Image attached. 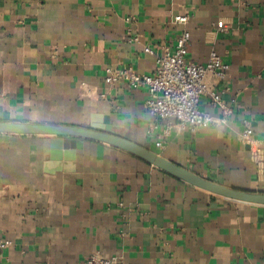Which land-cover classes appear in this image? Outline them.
Wrapping results in <instances>:
<instances>
[{
    "label": "crops",
    "instance_id": "0c3cea01",
    "mask_svg": "<svg viewBox=\"0 0 264 264\" xmlns=\"http://www.w3.org/2000/svg\"><path fill=\"white\" fill-rule=\"evenodd\" d=\"M184 32L188 62L217 53L229 66L219 89L232 113L225 125L164 136L147 88L109 85L106 70L153 75ZM200 108L222 115L207 97ZM0 122L111 130L204 179L264 194V0H0ZM74 139L53 158L52 137L0 134V238L11 242L0 264H83L92 254L264 264V205Z\"/></svg>",
    "mask_w": 264,
    "mask_h": 264
},
{
    "label": "built area",
    "instance_id": "2783aa9c",
    "mask_svg": "<svg viewBox=\"0 0 264 264\" xmlns=\"http://www.w3.org/2000/svg\"><path fill=\"white\" fill-rule=\"evenodd\" d=\"M175 20L182 23L186 18L177 17ZM189 41V32H184L179 36L174 49L164 46V55L158 58L157 70L153 75H142L131 68L106 70L105 81L109 85L126 83L133 89L147 88L149 97L146 107L159 122H166L164 136L175 128H189L197 132L202 128L225 125L232 113L223 100L224 92L219 89V84L227 77L229 66L217 53H212L206 64L188 62ZM146 51L151 52L149 48ZM202 97L209 98L212 106L221 110L222 115L215 118L211 113L203 111L200 108ZM252 138L253 130L246 128L242 135L243 141L252 143ZM157 144L162 146L161 142ZM10 245L9 240L0 238V258ZM83 264L126 263L120 257L92 254Z\"/></svg>",
    "mask_w": 264,
    "mask_h": 264
},
{
    "label": "water",
    "instance_id": "95a60500",
    "mask_svg": "<svg viewBox=\"0 0 264 264\" xmlns=\"http://www.w3.org/2000/svg\"><path fill=\"white\" fill-rule=\"evenodd\" d=\"M0 134L52 137V149L54 150L52 152L53 158L58 155L55 151L61 148L62 145H64L65 148L73 150L76 144V139L74 138L95 140L114 146L139 157L151 165L186 182L187 184L206 191L212 195L243 203L264 205L263 193L236 190L234 188H229L204 179L199 175L175 164L174 162L163 158L155 152L150 151L149 149L114 135L111 130L96 131L76 127L0 122Z\"/></svg>",
    "mask_w": 264,
    "mask_h": 264
}]
</instances>
